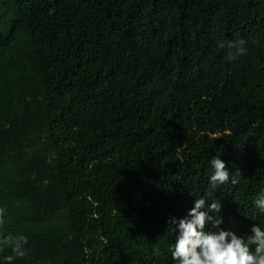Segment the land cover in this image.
Here are the masks:
<instances>
[{"label":"trees","instance_id":"obj_1","mask_svg":"<svg viewBox=\"0 0 264 264\" xmlns=\"http://www.w3.org/2000/svg\"><path fill=\"white\" fill-rule=\"evenodd\" d=\"M216 156L238 184L210 189ZM262 193L264 0H0L12 264H176L172 220L198 198L246 237Z\"/></svg>","mask_w":264,"mask_h":264},{"label":"clouds","instance_id":"obj_2","mask_svg":"<svg viewBox=\"0 0 264 264\" xmlns=\"http://www.w3.org/2000/svg\"><path fill=\"white\" fill-rule=\"evenodd\" d=\"M243 41L230 43L218 42L220 48L229 50V59L234 60L237 55H243ZM236 49V52H231ZM212 173L209 177L210 189L215 191L223 185L239 183L241 173L237 171L230 174L225 162L219 156L210 161ZM254 204L261 212H264V193L254 200ZM206 207V200L198 198L195 206L189 211L188 218L172 220L177 225L179 235L177 236L172 258L176 264H264V228L253 225L251 234L238 236L232 231H225L220 226L223 220L219 217L221 204L213 199ZM216 213V216L209 215ZM5 210L0 208V226L5 223ZM211 224L212 229L206 230ZM28 244L27 237L23 235L13 236L11 234L0 238V250L11 248L13 255L5 257L7 264H12L14 258H23L28 254L25 247Z\"/></svg>","mask_w":264,"mask_h":264}]
</instances>
